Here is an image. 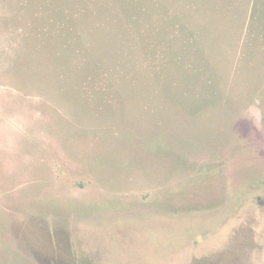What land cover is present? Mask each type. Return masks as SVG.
Segmentation results:
<instances>
[{"label":"rangeland","instance_id":"1","mask_svg":"<svg viewBox=\"0 0 264 264\" xmlns=\"http://www.w3.org/2000/svg\"><path fill=\"white\" fill-rule=\"evenodd\" d=\"M0 264H264V0H0Z\"/></svg>","mask_w":264,"mask_h":264}]
</instances>
